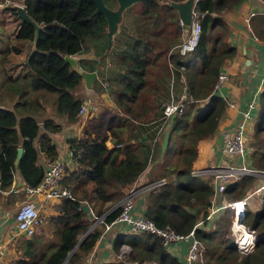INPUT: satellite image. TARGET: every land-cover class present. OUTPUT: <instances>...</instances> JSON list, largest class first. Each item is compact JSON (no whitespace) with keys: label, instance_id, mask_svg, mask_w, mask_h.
Here are the masks:
<instances>
[{"label":"trees","instance_id":"1","mask_svg":"<svg viewBox=\"0 0 264 264\" xmlns=\"http://www.w3.org/2000/svg\"><path fill=\"white\" fill-rule=\"evenodd\" d=\"M169 1L132 3L139 8L133 21L135 36L129 48L122 50L118 57L123 72L118 79L120 87L113 96L115 106L103 110L106 112L107 109L108 114L102 121L97 112V118L93 116L85 125L81 138H68L69 147L80 149L76 169L69 170L60 180V186L67 188L72 197L59 198V215L49 219L50 228H53L51 236L33 234L23 238L21 255L9 264H72L79 261L99 237L103 223L118 214L116 204L124 195L125 186L143 171L152 154L153 164L158 165L157 168L154 166L156 173L148 181L161 177L165 181L144 193V216L157 226L168 225L177 233L192 230V235L202 245L201 257L207 264H264V202L255 211L248 208L247 201L244 203L241 222L253 230L255 240L248 252L238 253L230 234L232 208L220 205L217 212L208 215L212 185L191 174L197 141L213 133L224 108L221 97L211 92L212 85L222 60L235 51L226 39L225 23L217 13L239 0H196L194 8L203 12L199 18L200 30L193 48L183 53L172 47L179 43L182 34H188L189 29L179 25ZM103 2L108 7L116 5L114 0ZM21 3L41 29L34 41L29 24L22 23L18 29V36L27 37V32L30 35V48L22 60L30 75L25 79L24 75L18 77L0 71L4 93L16 98L10 105L0 103V190L10 187L14 171L28 186L38 182L43 171L36 164L38 142L41 145L48 139L44 131L54 132L59 128L50 117L41 119L39 125L34 114L36 110L32 109L31 113L21 110L34 104L39 106L40 100L49 101L57 117H64L67 122L79 120L82 116L77 115L82 101L81 76L64 62L62 56L92 54V59H78V64L85 70H93L95 57L103 55L107 48L105 19L101 13H94V4L90 0H21ZM9 9L14 14L11 6ZM254 17L260 26L255 34L264 37V17L253 13L249 19ZM10 49L19 51L13 45ZM165 60L177 76L179 67H183L179 84L192 100L183 101L179 114L162 118V103L174 99L171 93L167 96L163 82L167 77ZM262 84L257 105L260 116L257 115L252 125L247 144L252 145L248 151V164L264 171V138L257 140L259 133L264 131V76ZM201 99L204 102L198 104ZM128 123H133L135 129ZM154 123L155 129L151 131L150 124ZM161 126V136L155 141V132ZM252 137L254 141L250 145ZM106 139L111 142L109 147L105 145ZM17 146L22 148V153L14 165ZM51 146L47 145V149ZM253 181L251 175L231 180L224 185L220 195L225 202L241 199ZM83 201L91 210L97 205L95 214L105 212V215L72 250L78 235L84 233L92 221L79 207ZM120 224L122 222L113 224L116 232L111 242L114 249L120 243L127 244V259L103 264H124L128 260L184 264L186 241L164 245L161 238L152 233L130 232ZM246 239H250V235ZM206 263L199 259L190 262Z\"/></svg>","mask_w":264,"mask_h":264},{"label":"crops","instance_id":"2","mask_svg":"<svg viewBox=\"0 0 264 264\" xmlns=\"http://www.w3.org/2000/svg\"><path fill=\"white\" fill-rule=\"evenodd\" d=\"M16 1L21 2V0ZM9 7L10 6L0 7V55L4 57L1 59L0 56V71L4 72L5 70L10 73V70H12L11 67H15L5 62L13 61L16 63L15 61H18L22 57V55L19 53L21 52V45L23 46L25 44L24 47H26L28 39L27 37H20V40L15 38L19 35L18 31L17 33H14L16 31L15 26H17L16 29H19L18 25L20 26L22 23L19 22L15 14L11 13ZM138 11V6H134L133 12L138 15ZM253 13L264 17V0H239L236 3L223 7L217 13L221 16L225 23V36L227 41L229 44L233 45L235 49L234 54L224 58L220 64L219 68L228 74V80L222 84L220 92H217V94H228L229 98L236 102L238 109L242 108L245 102L251 98L258 100L260 98L259 93L263 89L262 78L264 76V37H258L255 34V31H259L258 27L260 26L257 24L255 17L253 20L251 18L249 19V16ZM182 36L183 34L180 37L181 39ZM16 41H18L17 45L13 44ZM6 42H9V44ZM11 45H15L19 51L15 52L13 49H10ZM7 47L8 50H6ZM171 49L172 48H170L169 51ZM78 54H73V56H75L77 59L85 57L90 59L93 58L92 54H86V56L83 55L80 57H78ZM15 58H18V60H15ZM96 58L97 57H95V61ZM24 68L25 69L22 74H18L19 71H17L15 75H18V77L24 75L26 79L30 74L25 66ZM16 69H18V67H16ZM93 70H95L96 74V69ZM92 81L89 86H86L81 79V88L79 90L82 93L81 102H85V104H87L88 110L86 114L80 116L79 120L67 122L64 117H57L53 113L52 106L50 104L48 105L51 113L46 117L52 118L53 121L59 125V128L54 132L44 131V134H47L46 136L48 139L43 141L41 145L38 142L36 164L41 166L42 170L48 160L55 158L61 159L63 162H65V165H67L66 167L71 166L69 170H73L76 166H73V163L70 161L67 155V150L69 147L67 141L68 138L78 139L84 135L85 125L89 122V120H91L93 116H97V107L98 109H105L107 106H115L113 99L109 97L107 102H103L97 106L98 98L100 99L101 96H97L94 93V90L92 89ZM2 88L0 74V103H6L4 99H8L9 96L4 93ZM181 88H183L182 85ZM106 94L108 93L106 92ZM181 94L182 90L180 91L179 96ZM12 96L13 99H15V96ZM14 101L15 100H13L11 103H14ZM44 103L45 102L43 100H40L39 106L34 104L33 106L29 107V110L31 111L32 109L36 110L34 111V114L39 119V125L41 124V119L45 118V115H48L45 113L47 110L45 107L46 103ZM92 106H94V108ZM50 111L48 110L47 113ZM237 116L238 114H236V112L232 109L225 110L223 113H221L217 119V124L213 133L197 141L196 156L192 162V168H199L205 165L217 164L220 162L218 146L220 144L221 132L223 129L232 126ZM255 120L251 121L246 126L248 139L252 133V125L254 124ZM135 127V125L131 126V128L134 129ZM40 132L43 133V130L40 129ZM106 140L105 141L109 142L110 146L111 142L109 139ZM47 145L52 146L51 148L47 149ZM147 167L148 165L145 166L143 171L130 185L125 187L127 188L129 186H135L145 182L146 180L144 179L149 175V172L146 170ZM260 184L261 180L258 178V182L254 188L246 193V195L251 193L248 195V203L256 199L264 198V193H261V191L264 189V185L258 190L256 189ZM25 185L26 184L24 183L20 174L17 171H14L12 174L10 187L7 190H0V264H9L21 255L23 249V238H25V236L21 235L15 230L12 220L13 209H8L9 207L7 206V198L15 194H19L21 199L27 197L23 192V187ZM31 198L35 200L38 211L44 218V222L40 224L35 234L42 235L44 237L46 235L51 236V231L53 228H50L49 219L59 215V198H43L40 194L33 195L30 197V199ZM132 201V213H142L145 203L144 193L134 196ZM224 202L225 200H223L220 193H218V196L215 197V199L211 202L208 210L218 206L220 207V205L224 204ZM215 212H217V210ZM120 226L123 228L125 224L122 223ZM115 232L116 228H113L112 224L109 230H107L103 235L99 236L95 240L91 249L83 254L79 261H75L72 264H103L120 259L122 256L126 257V253L129 251L127 244L120 243L117 247L118 249H114L112 246L111 240ZM120 252L123 253L121 256H118V253Z\"/></svg>","mask_w":264,"mask_h":264},{"label":"built area","instance_id":"3","mask_svg":"<svg viewBox=\"0 0 264 264\" xmlns=\"http://www.w3.org/2000/svg\"><path fill=\"white\" fill-rule=\"evenodd\" d=\"M196 0L192 1L190 8V24L188 26V34L184 35L181 41L173 46L179 53H183L185 50H191L197 40V36L200 30L199 18L203 15V12L198 11L194 8ZM13 4L20 5L24 7L23 3L16 0H0V7L12 6ZM179 25L181 22L178 20ZM183 69V67H180ZM228 80V74L219 68L215 81L212 85V93L217 94L220 92V88L224 82ZM107 83H103V87H106ZM221 97L224 102L225 110H234L238 116L235 118L232 126L223 129L220 136V144L218 146L220 162L217 164H209L199 168H192L191 174L198 175L206 180L212 185L213 193L210 196L211 202L218 196V193L223 189L224 185L231 181L236 180L241 176H254L260 178L261 184L256 188L257 190L264 185V171L260 169H255L248 164V157L250 151V146L247 144V128L246 126L253 121V112L257 110V102L255 99L251 98L245 102L242 108L238 109V106L234 100L229 98L228 94H217ZM185 99L192 100L191 96L187 95L184 87L182 88V94L176 100L172 98L162 103V118H166L173 114H179L183 107V101ZM94 108V106H92ZM87 104L81 102L77 109V115H84L87 112ZM159 128L156 130L158 131ZM67 155L72 163L77 164L76 158L80 155V149L75 147H68ZM236 156L235 158L233 156ZM67 165L61 159L55 158L50 159L46 162L41 177L38 182L33 186L25 185L23 187V192L27 197L20 199L16 203L15 208L12 210V220L15 226V230L25 237H30L36 233L37 228L44 222L43 216L39 213L37 204L34 199H30L31 196L40 194L43 198H71L70 191L60 186V180L68 172L65 170ZM69 170V169H68ZM207 176V177H205ZM165 179L163 177L156 178L154 180L145 181L139 185L129 186L125 189L124 195L117 202L116 205L119 206V212L109 222H104L102 230L99 236L103 235L112 224L117 222H122L125 227L130 232L145 231L152 233L161 238V242L164 245H169L170 242L175 241H186L185 254H184V264H190L192 261H196L201 257L202 245L200 242L192 235V230H189L185 234L175 232L168 225L157 226L153 223L151 219L144 216L143 213H132L133 207V197L145 193L148 189L155 187L163 183ZM251 194V193H250ZM245 195L241 199L233 200L231 202H224L221 206H230L233 210L232 219L230 223V230L233 233V242L236 248L241 252H248L255 240V236L252 229H248L241 222L243 216V206L246 201H248V195ZM236 202H240L237 206ZM218 207L211 208L208 215L213 211H216ZM90 209V208H89ZM91 211V209H90ZM92 221L88 226V230L92 229L93 226L102 222L105 215L104 213L95 215L91 211ZM208 215L206 217H208ZM238 222V224L245 228L250 234V241L243 244H237L236 242V230L233 229V223ZM128 250L129 247L127 246ZM246 248V249H244ZM128 252V251H127ZM123 252L118 253L121 256ZM127 254V253H126ZM125 254V255H126ZM124 255V256H125ZM123 257V256H122ZM143 261L129 260L125 261L124 264H145ZM156 263V262H152ZM158 264V263H156Z\"/></svg>","mask_w":264,"mask_h":264},{"label":"rangeland","instance_id":"4","mask_svg":"<svg viewBox=\"0 0 264 264\" xmlns=\"http://www.w3.org/2000/svg\"><path fill=\"white\" fill-rule=\"evenodd\" d=\"M134 6H135V4H130L121 11L119 19L116 23L115 30L112 33L110 44L107 46L104 54L98 55L96 58V61H95L96 74H95V77L92 81V89L94 90V93L97 96H101L100 99L98 98L97 106H99L103 102H107L108 97L113 99L114 94L118 91V89L120 87L118 79L122 75L123 67L121 64H119L118 57H119V54H121L122 50L129 48V46L133 40V37L135 36L133 21L135 20V17L137 15L133 12ZM16 27L17 26H15L16 31L14 33H17V31H18V28L16 29ZM18 27H19V25H18ZM26 35H27V39H29L30 38L29 32H27ZM20 37L21 36H19V37L16 36L15 38L20 40ZM12 42H14V41H12ZM6 43L9 44V42H6ZM17 43H18V41H16L13 44L17 45ZM18 46H20V45H18ZM24 46H25V44L23 46L21 45V47H22L21 52H19L22 55V57L19 60H18V58H15V60H18V61H15L13 59L16 63H14L13 61H10V62L6 61L5 62V63H8L9 65H12L13 67H15V68L11 67L12 70H10V74L14 75L17 71H19L18 74H22L24 72L25 68H24V65L22 64V60H24V58L27 54L28 48H30V41H28L26 47H24ZM86 54L87 53H79L78 57L83 56V55L86 56ZM16 67H18V69H16ZM172 68L173 67L167 62V77L166 78L164 77L163 82H164V86L166 87L167 96L169 93H171L173 98L176 99L178 97V95L180 93V89H181V85L179 84L181 82L178 80V77H179V74L182 75L183 71L179 67V69H178L179 74L177 76L175 73H173L174 69H172ZM14 69H16V70H14ZM103 83H105V84L107 83V86L103 87ZM106 92L108 94H106ZM15 99H13V96H9L8 99H4V101L6 102V104H11V102H13V100H15ZM174 99H172V100H174ZM203 102H204V99H201L197 103L202 104ZM256 102H257V104L259 103L258 100H256ZM48 105H49V101L46 102V104H45V107L47 110V111H45V113L48 114V115H45V117L49 116V114L51 113ZM48 110L50 111L49 113H47ZM96 110H97V112H99L100 121H102L103 118L104 119L106 118L105 116L108 114L107 109L105 110L106 112L103 111L104 108L98 109V107H97ZM21 111H23V113H31V110H29V107H26V109H23ZM255 111L256 112H254V116H253L254 120L256 119L257 115H258V117L260 116L258 114V111L257 110H255ZM97 116L95 118H97ZM94 123L97 124V122H94ZM127 125H129L131 127L133 125V123L132 124L128 123ZM150 125H151L150 129H151V131H153L155 129L154 126L156 124L154 123V124H150ZM162 129H163V127L161 126V129L158 132L157 131L155 132L156 133L155 134L156 135L155 141H157V139L161 136V130ZM251 135H252V133H251ZM262 138H264V131H261L259 133L257 140H261ZM106 141H105V145L109 147V142H106ZM253 141H254V139L252 137V141H249V144L251 145L250 142H253ZM156 148H157V146H156ZM251 148H252V145H251L250 149ZM233 157L235 158L236 156L234 155ZM152 159H153V154L149 157V159L147 161L148 167L146 170H147V172H149V175L144 180H148L149 177H152L156 173L155 167L157 168L158 164H156V163L153 164ZM73 166H75V163H73ZM70 167H66L65 170L67 171ZM205 177H207V176H205ZM254 178L256 180L254 179L252 187L250 188V190H252L254 188V186L256 185V183L258 182V178H256V177H254ZM261 193H264V189L261 191ZM20 199H21V196L19 194H15V195H13V197L11 196V197L7 198V206L9 207L8 209H11V210L14 209L16 206V203L19 202ZM263 200L264 199H256L254 201H250L249 203H247V206L250 210L254 211L257 208H259L261 202H264ZM96 209H97V205L95 206V208L92 209L93 211L91 210L93 212V214H95L94 212ZM95 215H97V214H95ZM90 223H91V221L89 222L88 226L90 225ZM82 234H79L77 239ZM230 234L232 235V237L234 236L233 233L231 232V230H230ZM246 238H247V236H246ZM246 238H243L242 241H245V240L249 241L250 240V239H246ZM238 244L240 245L241 243H238ZM236 250L238 253H241V254L243 253L240 250H238L237 248H236ZM122 259L125 260L127 258L122 257ZM199 260L202 263H206L202 259V257H200ZM152 262L153 261H147L145 264H156V263H152ZM208 263L211 264L210 262H208ZM216 264H220V263H216Z\"/></svg>","mask_w":264,"mask_h":264},{"label":"water","instance_id":"5","mask_svg":"<svg viewBox=\"0 0 264 264\" xmlns=\"http://www.w3.org/2000/svg\"><path fill=\"white\" fill-rule=\"evenodd\" d=\"M79 2L80 0H76ZM94 4V13H101L105 19V34H106V45L110 44L112 33L115 30L116 23L119 19L121 11L128 5L142 1V0H114L115 7H108L104 4L103 0H90ZM193 0H180V1H169V6L173 7L176 11L177 18L183 24L184 27H188L190 24V8ZM12 9L14 10L15 16L18 18L19 22L27 23L32 27V41L37 37L38 31L41 29V26L36 23L25 11L24 7L13 4ZM64 62L68 63L71 69L77 71L81 79L83 80L86 86L91 84V81L95 77V70H85L78 65V59L73 55H63ZM27 58L25 59V61ZM22 153V148L20 146L16 147L15 155L13 159V164L16 165L17 161ZM264 199V198H263ZM79 207L87 214L88 218L91 217V211L86 202H81ZM88 228L85 232L77 239V242L72 247V250L76 247L80 239L87 233ZM71 250V251H72Z\"/></svg>","mask_w":264,"mask_h":264},{"label":"bare ground","instance_id":"6","mask_svg":"<svg viewBox=\"0 0 264 264\" xmlns=\"http://www.w3.org/2000/svg\"><path fill=\"white\" fill-rule=\"evenodd\" d=\"M237 206L240 204V202H236ZM233 229H235L237 232L236 234V242L238 244L239 241H242L243 238H246L247 235H250L245 228L241 227L238 222L236 221L235 223H233ZM250 241V240H249ZM247 241V242H249ZM246 249V248H244Z\"/></svg>","mask_w":264,"mask_h":264}]
</instances>
